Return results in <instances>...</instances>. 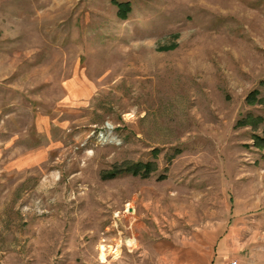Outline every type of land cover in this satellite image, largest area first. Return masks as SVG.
<instances>
[{
    "label": "rangeland",
    "instance_id": "rangeland-1",
    "mask_svg": "<svg viewBox=\"0 0 264 264\" xmlns=\"http://www.w3.org/2000/svg\"><path fill=\"white\" fill-rule=\"evenodd\" d=\"M259 117L264 0H0V264H264Z\"/></svg>",
    "mask_w": 264,
    "mask_h": 264
},
{
    "label": "trees",
    "instance_id": "trees-1",
    "mask_svg": "<svg viewBox=\"0 0 264 264\" xmlns=\"http://www.w3.org/2000/svg\"><path fill=\"white\" fill-rule=\"evenodd\" d=\"M115 4L118 6V17L122 20H126L128 18V13L129 11H131V4L130 3H116ZM258 95V92H252L250 94V96L248 97V102L250 104H253L256 100V96ZM258 122H262L264 123V118L259 117L257 118ZM244 123H246V121H242L241 125H243ZM262 135H254V141L256 144H258L261 148L264 147V129L262 130ZM124 170H114L112 172H109L108 174H106L104 176L105 179L108 178H115L117 177L119 174L123 173ZM133 175L135 176H141L143 178H148L150 173H151V164L147 163V164H139L135 167V169L132 171Z\"/></svg>",
    "mask_w": 264,
    "mask_h": 264
},
{
    "label": "bare ground",
    "instance_id": "bare-ground-1",
    "mask_svg": "<svg viewBox=\"0 0 264 264\" xmlns=\"http://www.w3.org/2000/svg\"><path fill=\"white\" fill-rule=\"evenodd\" d=\"M112 76H113V73L110 74V77H112ZM128 243L131 244L132 242L128 241ZM103 251H104V249H103ZM104 257H105V254H104V252H103V254H102V258H104Z\"/></svg>",
    "mask_w": 264,
    "mask_h": 264
}]
</instances>
